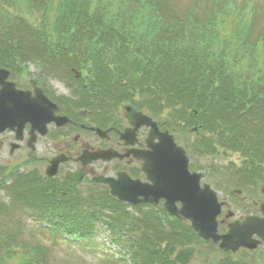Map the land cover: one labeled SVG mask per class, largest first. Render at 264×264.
<instances>
[{
    "label": "trees",
    "instance_id": "1",
    "mask_svg": "<svg viewBox=\"0 0 264 264\" xmlns=\"http://www.w3.org/2000/svg\"><path fill=\"white\" fill-rule=\"evenodd\" d=\"M233 2L0 0V67L22 74L26 62L37 60L38 78L55 72L77 95L58 96L68 112L86 109L106 125L122 103L133 105L185 135L192 154L239 153L242 165L232 175L252 178L264 167V29L255 28V14L245 16L255 3ZM34 12H40L38 24ZM6 175L0 187L10 200L0 201V264H47L21 238L28 217L52 245L92 254L100 251L97 228L106 224L119 248L106 254L115 264H177L174 254L187 245L206 247L204 264H250L200 240L161 205L132 206V212L107 189L100 197L94 190L78 193L70 181L37 170L13 173L5 185Z\"/></svg>",
    "mask_w": 264,
    "mask_h": 264
},
{
    "label": "water",
    "instance_id": "2",
    "mask_svg": "<svg viewBox=\"0 0 264 264\" xmlns=\"http://www.w3.org/2000/svg\"><path fill=\"white\" fill-rule=\"evenodd\" d=\"M8 77L9 70L0 68V133L6 128L16 127V139L22 140L24 126L29 123L31 136L28 146L34 148L36 133L45 135L49 123L55 122L57 126H62L68 122V118L54 114L57 110L56 104L45 96L34 80L30 81L34 92V95H31L30 91L16 89L14 84L7 80ZM122 108L135 129L142 124L151 128L147 140L150 149L134 154L137 159H145L144 170L149 182L132 179L125 172H118L116 178L99 175L93 178L95 182L108 185L111 196L129 204H156L163 198L164 209L169 214L189 221L201 239L218 242L219 248L225 251L235 252L240 247L256 248L258 240L253 238L255 234L264 240V218L256 216H248L243 221H232L228 223L227 231L219 234L217 216L225 202L218 200L217 193L209 184H200V172L188 170L185 150L176 144L174 136L167 130L159 131L150 116L130 105H123ZM94 129L100 137L104 136L105 130ZM126 135L125 130L121 138ZM155 137L158 142H153ZM114 157L122 159L123 155L112 149L84 151L81 154L84 165L95 160L109 161ZM62 161H65L62 156L54 157L46 168V175L54 176ZM66 175L77 181L83 177L82 173L76 171H68ZM177 202L180 203L179 206ZM231 215L229 212L227 217ZM194 252V246H186L179 249L173 259L179 264H188Z\"/></svg>",
    "mask_w": 264,
    "mask_h": 264
},
{
    "label": "rangeland",
    "instance_id": "3",
    "mask_svg": "<svg viewBox=\"0 0 264 264\" xmlns=\"http://www.w3.org/2000/svg\"><path fill=\"white\" fill-rule=\"evenodd\" d=\"M176 1L180 6H182L185 3H188L189 0H173ZM233 5L242 4L241 0H232ZM252 3H255L256 10L254 9H246L245 16L250 18H254V14L257 16V21L255 28L262 30L264 29V0H251ZM234 9V8H233ZM235 13V12H234ZM234 13L227 15V24L232 23L231 21L234 18ZM237 13V12H236ZM33 18L36 23H39L40 19V12H34ZM256 31V30H255ZM25 72L20 74L18 72H13L12 77L16 79L20 87H28L30 86L28 84V81L30 79H35L39 82V86L46 90V92L49 94V96H65L68 97L70 100L72 98H76V94L73 93L72 89L69 87L68 81L64 79V77L58 75L57 73L49 72L45 74L41 79L37 77V75L40 73H43V70L41 68L40 63L38 61H28L24 64ZM55 99V97H54ZM78 100V99H77ZM116 114H120L121 109L120 106L118 107ZM89 117V121L86 117L84 118L85 123H97V117L96 116H87ZM94 119V120H92ZM96 120V121H95ZM169 130V129H168ZM171 134L174 135L175 142L177 145L181 146L183 149H185L186 153L189 156V168L191 170H195L197 172H202L204 174L203 178L201 179V182L209 184L217 193V196L220 200H226L228 202V208H223V214L221 217H224V214L226 213L227 209L232 211L234 213V217L236 218L239 213H241V199L237 195H232L231 190L237 186V177L233 176L232 174L235 173L237 169H239L242 165V156L239 153L236 152H230L228 151L226 154L220 153V156L214 158L211 155H196L192 154V148L189 145V143L186 142L185 138L186 136L183 135V138L181 139L180 136H176L174 132H171ZM191 133V131L189 132ZM82 139L84 141H87L88 143L95 145L94 137H91L89 133L83 132ZM75 135V133H71L67 138H58V139H52L50 136V129L49 133L45 137H39L36 142V148L33 152L32 156L30 155V150L25 148L24 146L21 147L18 150H15L12 155L8 154V151L1 150L0 149V180H2L3 176L6 174H10L11 176H7L9 180L5 181V185H8L11 182V179H13V173H26L28 171H31L32 168L35 169H45V166L47 165V161L52 157L55 152L59 149H63L65 146V142H73L72 137ZM182 135V134H181ZM192 135V133L190 134ZM189 135V137H190ZM193 137V136H192ZM54 138V137H53ZM95 139H98L95 137ZM98 144V143H96ZM58 152V151H57ZM33 160V161H32ZM68 166V165H67ZM102 166V165H101ZM100 167V170L102 169ZM112 166V165H111ZM3 171V172H2ZM240 173V172H238ZM243 179H246L245 177H242ZM240 181V179H239ZM239 187H242L241 184H239ZM78 193H80V188L77 187ZM100 189L105 190L103 187H97L93 188L92 186H87V188H83L82 193H91L92 190H94L95 197H100V194L103 192ZM89 194V195H90ZM10 198L5 190L4 187H0V201L3 202H9ZM248 207L251 206L250 203H247ZM128 210H132V212H135L134 209L130 206H128ZM238 210V211H237ZM137 213V212H136ZM232 217V218H234ZM29 218V219H28ZM26 220V228L27 230L24 231L21 235V238L25 240L28 245H32L33 247L39 249L42 251L43 255L46 258L47 264H115L113 261L109 260L107 258L106 254H110L113 251L115 252L116 245L110 249V251L106 252V250L102 246V241H105L108 239L110 240V237L112 235V230L107 227L106 224L100 225L97 230L96 238L98 241V248L100 249L97 254H92L88 252H81V250L76 247L69 244H54L52 245L50 243V234H44L42 233L43 230L39 229V226L37 224V220L33 217H28ZM221 231V230H220ZM40 247V248H38ZM47 247V249H46ZM206 247L201 246V249H198L196 247V251L194 253V257L191 259V261L188 264H204L203 258L205 257V251L203 249ZM259 252V250H258ZM212 255V252L210 253ZM252 255V254H251ZM255 255V254H254ZM217 256H222L221 253H217ZM234 256L236 258H239L242 260V256L240 251H237ZM241 256V257H240ZM256 256V255H255ZM126 258H128V255H126ZM253 258H255L253 256ZM244 259V257H243ZM11 263L14 264V261L11 260ZM128 263V261H126ZM116 264H125L123 262H119Z\"/></svg>",
    "mask_w": 264,
    "mask_h": 264
},
{
    "label": "flooded vegetation",
    "instance_id": "4",
    "mask_svg": "<svg viewBox=\"0 0 264 264\" xmlns=\"http://www.w3.org/2000/svg\"><path fill=\"white\" fill-rule=\"evenodd\" d=\"M9 80L14 82L16 88H22L24 90L32 89L31 86L20 87L16 79L13 77L9 78ZM37 84L39 85L38 81ZM1 87L2 86L0 84V89ZM59 105L62 108L66 107L61 102L59 103ZM57 114L66 115L69 118V121L62 126H57L55 122L50 123L48 125L47 133L44 136L37 135L36 141L34 143V148L28 146V141L31 134L30 125L27 123L23 130L22 140L16 139V127L7 128L2 133H0V149H5L6 151H8L9 155H12L15 150H18L24 146L25 148L30 150L31 153L29 156H32L33 152L35 151V146L38 138L45 137L49 133V129L50 136L55 140L61 137L67 138L71 133H75V135L72 137L73 142H65V146L63 147V149L57 150L58 152L56 151L55 154L50 157L44 170H38L35 168H32V170H37L39 174L44 176L46 168L50 164V161L54 157L62 156L65 161L59 163L57 173L54 177L62 181L66 179L75 184L77 187H81V192L83 188L86 189L87 186H92L93 188L99 185L106 186L103 184H99L93 180V178L99 175L117 177L118 172H125L133 179H141L142 181H147V173L144 170L146 161L145 159H137L134 154L150 149L147 144L151 129L150 126L142 124L135 129L134 125L128 121L125 114L121 117L118 116L114 117L113 119H109L107 123L105 122L106 125L98 126L95 122L85 123V121H89V117H86L87 120L84 121V117L88 116V111L86 109L76 110L74 108L72 111H69L67 113H59L58 110ZM99 120L100 119H97V121ZM157 125L159 130H163V128L158 123ZM96 127H99L102 130H106L103 137H100V135L97 134L94 129ZM125 130L127 132V135L121 138V134ZM83 132H87L89 133V135H91V137H94L95 145H92L82 139L81 133ZM95 137H97L98 139H95ZM153 142H158V138L155 137L153 139ZM107 149H112L119 154H122L123 158L119 159L118 157H114L109 161L95 160L87 163L86 165L83 164L81 154L84 151L95 152L98 150ZM100 166L102 168L101 170L100 168H98ZM68 171H76L82 173L83 177L80 181L70 179L66 175ZM253 173L254 174L252 178H242L240 182L242 187H240L241 190L237 193V196L241 199L240 201L242 212L239 213L236 218L234 217V215L226 218V213L228 212V210L224 214V217H221V215L223 214V208H228V204L222 208L221 214L218 216L219 233H224L227 230V224L232 220L237 219L239 221H243L247 216H257L260 218H264V167H256ZM248 202L251 205L249 207L247 206ZM157 205H163V200H159ZM253 238L255 240H258V245L256 248H239L238 251H240L241 255H243L242 257L240 256L242 258L241 261L243 263L250 264H264V240L258 237L256 234L253 235ZM253 256L255 258H253Z\"/></svg>",
    "mask_w": 264,
    "mask_h": 264
}]
</instances>
